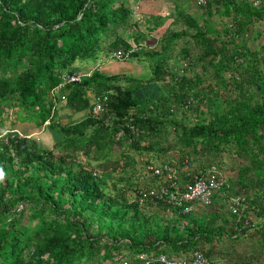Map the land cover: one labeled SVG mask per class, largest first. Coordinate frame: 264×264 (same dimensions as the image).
Listing matches in <instances>:
<instances>
[{"label":"trees","instance_id":"obj_1","mask_svg":"<svg viewBox=\"0 0 264 264\" xmlns=\"http://www.w3.org/2000/svg\"><path fill=\"white\" fill-rule=\"evenodd\" d=\"M263 1L195 0L201 16L176 7L177 20L168 24L184 29L157 32V18L150 30L131 21L128 0H0V120L11 110L12 129L21 135L0 136V264H121L124 258L144 264L141 254L186 257L194 250L220 264L226 231L217 227L223 216L209 211L212 205L197 207L196 217L138 193L159 186L152 168L176 173L202 157L190 172L197 174L220 167L223 153L244 156L256 178L243 185L264 189V45L245 44L249 28L264 20ZM179 40L182 59L169 66ZM141 43L160 44L159 51L143 52L152 68L147 82L88 66L132 47L138 50L129 60L141 63ZM65 73L89 75L62 84ZM57 96L82 118L58 123ZM97 102L104 110L96 114ZM44 132L47 144L40 142ZM137 164L153 183L144 189L131 184L140 179ZM103 165L112 167L97 172ZM115 171L122 176L109 181ZM187 175L177 178L185 184ZM245 199L248 211L263 201ZM254 212L260 221L249 234L264 241V211ZM230 218V238L237 240Z\"/></svg>","mask_w":264,"mask_h":264},{"label":"rangeland","instance_id":"obj_2","mask_svg":"<svg viewBox=\"0 0 264 264\" xmlns=\"http://www.w3.org/2000/svg\"><path fill=\"white\" fill-rule=\"evenodd\" d=\"M143 1L144 0H138V2L134 3L135 0H133L130 4L128 2L129 5L134 6L131 21L133 23H135L136 26H140V30H148V29L150 30V29L154 28L156 25V23L153 21L154 18L158 19L156 29H159V30H157V32L164 30L165 26L169 23V20H171L170 22H172L175 19L177 20V14L174 13V11L176 10V7H179L180 9H182L185 13H187L190 16H191V13L193 16H196V17L202 15V9L200 7H197V5H195V0H194V3L191 2L193 0H165V2L162 4V5H164L163 8L160 5V3H158V2L150 3V7L147 9V11L149 12V14H153V15L142 14V12L139 11L138 6ZM191 3L193 5H191ZM168 18H169V20H168ZM220 20H222L223 22L227 21V19H220ZM262 24H264V20L258 21L254 26L249 28L247 38L245 40V44L249 48L255 49V48H259L260 46L264 45V26H261ZM169 25H168L169 30L171 29V30L181 31L182 29H184V27L182 26L181 23L174 24V25H171V23H170ZM132 31H134V29L132 27H129L127 29V33L131 34ZM182 42H183V40H179L176 43V45L173 47V49L171 50V53L169 52L170 59L167 60V64L169 66H174L175 63H177V62L179 63L181 61L182 54H180V50L182 47ZM141 46L143 48H142V51H140L139 55H140V58L143 59L142 62L141 63H135V65H133L131 67H126L125 70H127V72H122V73H126V74H121V76L130 75V76H133L135 78L141 79L144 82H147L148 80L146 81V79H143V78H148L149 76H151L152 68L150 65V61L146 60V57L144 56L143 52L146 50H149V49H150V51L151 50L159 51L160 50V44L156 43V46H154L152 49L145 47V45L143 43H141ZM153 61H155V59H153ZM115 62L116 63H128V62H131V60H129V59H127V60H115V59L111 58L110 54L108 55V57L101 55L99 57V59L96 60L95 62H89L88 66H91V67L95 66L94 70H95V68H98L99 72L102 74L116 75L112 71L104 70L105 65L106 66H113V64ZM98 64H100V66H98ZM117 75H120V74H117ZM160 80L162 81L163 85L166 86V83L169 81V75L163 74ZM164 89L165 88H163V90ZM56 91H59V90H57V88H56ZM88 94H90V93H88ZM52 98H53V103L55 106V113L57 114L56 119L58 120V123L66 124L70 121L76 122L82 118L84 113H74L73 111H71L65 107L64 96H61V97L57 96L55 99H54V97H52ZM16 111H18V110L15 108L14 112H16ZM188 116H190V114ZM2 118L3 119L0 120V136H3L9 130H13L12 129L13 124L16 125L15 116L11 110L9 111L7 116L3 115ZM189 121H191V116L189 118ZM39 138H40V142H42L41 141V139H42L43 144H47L45 132L43 133V135L41 134ZM43 144H42V146L45 147ZM45 148H48V147H45ZM67 152H69V151H67ZM57 154L58 153H55L54 156L58 157ZM61 156H64V155L61 154ZM171 157H173V160H172L173 162H177L178 154L177 155L173 154V155H171ZM214 163H216V160L212 162V164H214ZM104 167L110 168L112 166L111 165H105V166L103 165L102 168H98V169H96V171L97 172L98 171L109 172V169L104 170ZM135 169L137 170V173H138L140 179L136 180L135 178H132L131 184H139V186L143 189H144L146 183L149 182V183L153 184L152 182H150V176H149L148 172L146 171L147 169H143V166L141 164L135 165ZM197 169L198 168H196L194 163L191 164V160H190V166L187 167V169L181 170V168H179L176 171V173L180 174V172H184L185 174H187V173H190V172L195 171ZM114 176H122V174L119 171H115L114 174H112L110 176L111 179H108V180L109 181L114 180L115 179ZM180 178L181 177L179 176L178 181L180 183H182L183 181H181ZM157 183H155L153 186H156ZM121 185H124V182H122ZM246 189L248 190L251 188L249 187ZM134 195H136V192L134 193V191H132V190H131V192L128 193V197L131 200L134 198ZM207 209L208 208H205V210H207ZM209 211H211V210H209ZM145 212H149V210L145 209ZM223 212H224L225 216L229 217V215H227L225 210H223V208H222V213ZM161 215L169 217V212L168 211H162ZM252 217L254 218V216H252ZM23 220H25V218ZM253 222L256 223V226H258V220H256V222H255V219H254ZM239 236L240 237L237 240H234V238L233 239L230 238L231 234L225 235L222 243L220 244L221 246L219 247L220 252L221 251L223 252V256H222L220 264H243L246 262V260L248 258L255 261L256 264H264V241L262 240L261 236L257 233H251V234L247 233V234H242ZM216 254H217V252H216Z\"/></svg>","mask_w":264,"mask_h":264},{"label":"built area","instance_id":"obj_3","mask_svg":"<svg viewBox=\"0 0 264 264\" xmlns=\"http://www.w3.org/2000/svg\"><path fill=\"white\" fill-rule=\"evenodd\" d=\"M196 1L198 5H205L207 0ZM253 5L259 6L260 2L253 1ZM261 5L264 7V1ZM137 50L138 47H132L126 52L118 50L112 54V58L115 60H127L131 58V54L136 53ZM63 80L65 82L74 83L79 81V77L75 75L66 76ZM103 110V105L97 102L93 112L97 114ZM151 170L153 171L152 175L160 180L159 186L140 191L138 195H141L142 199L164 200L173 208L181 209L183 213L192 212L197 207H210L214 197L219 194L226 185L224 176L215 165L208 168L205 172H198L197 174L188 173V180L185 184L180 183L177 174L167 166L152 168ZM222 203L224 209L234 221L233 229L237 232L235 236L252 232L256 228V223L253 222L256 218L254 211H264V200L260 202L261 206L257 208L252 206V210L248 211L249 206L245 197L242 195L224 196ZM252 216H254V218ZM257 220L258 222L260 221L259 219ZM138 259L143 261L144 264H153L155 262L160 264H212L199 250L190 252L186 257H173L166 254H154L153 256L141 254L138 256ZM114 263L113 261L107 264ZM120 263L128 264V261L124 258L121 259Z\"/></svg>","mask_w":264,"mask_h":264},{"label":"crops","instance_id":"obj_4","mask_svg":"<svg viewBox=\"0 0 264 264\" xmlns=\"http://www.w3.org/2000/svg\"><path fill=\"white\" fill-rule=\"evenodd\" d=\"M132 1L133 0H128L129 4ZM155 2L160 3L162 8L164 7V5H162V4L165 2V0H144L138 6L139 11H141L142 14L153 15V14H149L147 9L150 7V3H155ZM191 2L194 3V0ZM192 3H191V5H193ZM191 16H193L192 13H191ZM168 25L169 24H167L166 26L164 25L165 28H168L170 26V25L169 26ZM261 26H264V24H262ZM148 42H151V40H148ZM150 45H148V46H150ZM135 63H138V62H135L132 60H131V62H128V63H116L115 62L113 64V66H106L105 65L104 70L112 71L115 74H120V75L126 74V73H122V72H127V70H125V68L135 65ZM98 66H100V64H98ZM108 75H110V74H108ZM143 79H146V81H147L150 79V76L148 78H143ZM139 80H141V79H139ZM141 81H143V80H141ZM261 100H262V98L260 97V95H258L255 97L254 102L260 104ZM254 153H256V152H254ZM222 155H223V157L220 160V165H219L220 167H218V168H220L219 170L221 171L222 175L225 178L226 185L222 189V191L214 197L213 202H212V206L210 207V210L221 215V216H223V218H220L217 221V227L224 229L226 231V235H230V231L232 228L231 227V223H232L231 221L232 220H231V218H229L230 215L224 209V206L222 203L223 197L224 196L242 195L244 197H248L249 199L260 201V200H264V189H261L260 187L254 186V187H251V189L247 190L245 185H243V184H245V181L249 182L250 180H253L256 178L255 177L256 175L248 167L249 161L244 156L238 158V157L234 156L233 154L231 155L229 153H223ZM259 159H261V157H259ZM200 160H202V157H198L196 160H194L193 163L195 164L196 168L199 167L198 161H200ZM187 167H189V166L182 167L181 170L187 169ZM192 172H194V171H192ZM180 175L185 177L186 174L184 172H180ZM253 183H254V180H253ZM222 208H223V210H225L227 215H229V217L225 216L224 212L222 213ZM197 212L200 213L199 211H197ZM161 213H162V211H161ZM198 213H196L194 210V215L195 216L197 215L196 217L201 216V215H198ZM162 216H164V215H162ZM171 216L172 215L169 212V217L168 216H164V217L170 219ZM255 219H258V218L256 217Z\"/></svg>","mask_w":264,"mask_h":264},{"label":"clouds","instance_id":"obj_5","mask_svg":"<svg viewBox=\"0 0 264 264\" xmlns=\"http://www.w3.org/2000/svg\"><path fill=\"white\" fill-rule=\"evenodd\" d=\"M137 6V5H136ZM111 58H112V55H111ZM113 59V58H112ZM130 59V58H129ZM98 69V68H97ZM92 70H94V69H92ZM92 70L90 71V72H92ZM77 76V77H79V81L78 82H74V83H79L80 82V80L83 78V77H85V76H88L89 75V73H86V74H79V73H73V74H68V73H65V74H63L62 75V77H61V80H62V84H70V82H65L64 80H63V78L64 77H66V76ZM61 87V86H60ZM60 87H58L57 89H59ZM95 107V106H94ZM94 109V108H93ZM8 132H11L12 134H14V132H17V131H15V130H9V131H7L4 135H6ZM18 133V132H17ZM19 134V133H18ZM47 134V133H46ZM19 136L21 137V135L19 134ZM27 137H29V136H27ZM55 154V153H54ZM2 173H0V178H2Z\"/></svg>","mask_w":264,"mask_h":264}]
</instances>
